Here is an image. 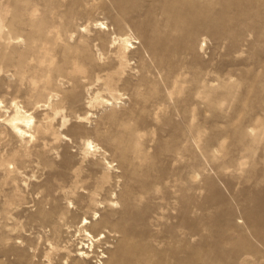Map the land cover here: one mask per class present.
Segmentation results:
<instances>
[{
  "label": "rangeland",
  "instance_id": "374dc122",
  "mask_svg": "<svg viewBox=\"0 0 264 264\" xmlns=\"http://www.w3.org/2000/svg\"><path fill=\"white\" fill-rule=\"evenodd\" d=\"M0 264H264V0H0Z\"/></svg>",
  "mask_w": 264,
  "mask_h": 264
},
{
  "label": "bare ground",
  "instance_id": "6f19581e",
  "mask_svg": "<svg viewBox=\"0 0 264 264\" xmlns=\"http://www.w3.org/2000/svg\"><path fill=\"white\" fill-rule=\"evenodd\" d=\"M172 8V7H171ZM176 11H173V12H170V15H169V18H170V22L176 27L179 29L180 28V25H178V23H175V16H176ZM180 15V13H179ZM186 17V16H185ZM196 20V19H195ZM174 22V23H173ZM192 22V21H191ZM195 22V21H194ZM187 23V21H186ZM103 25V24H102ZM106 27V26H105ZM107 28V27H106ZM189 35V34H188ZM122 40H123V43L125 44V47H128L129 44L131 43L130 39H128L127 37L126 38H123L122 37ZM137 42V40H136ZM134 47V46H133ZM106 102H109V100H107ZM110 104V103H109ZM26 112V111H25ZM24 112V113H25ZM32 120H33V117L30 116L29 114H25L23 116H16L12 119V124L14 126V128L21 132L22 134H28L29 132L27 131L28 129L27 128H30V125L32 123ZM31 136V134H30ZM85 149H86V152L89 153V152H94V153H98L102 148L100 146H98L97 143H95L93 140L91 139H86L85 142ZM107 164L109 165V167H113L111 165V163L109 161H107ZM101 206V205H100ZM95 217L97 216V213L94 214ZM89 223H92L91 220H89L87 217L86 218H83L81 220V226L79 228H81L82 230H80L81 232V235L83 236L82 237V248H81V251L79 252V255H82L84 256L85 258H87L88 256V252L90 251H86L85 252V249L86 247H88L89 249L95 244V242H98L101 240V237H104V233H101L100 235L98 234V236H95L91 231H89L88 227H87V224ZM99 252V251H98ZM102 256L104 257L105 254H102L100 255L99 258H102ZM102 262V261H101Z\"/></svg>",
  "mask_w": 264,
  "mask_h": 264
}]
</instances>
